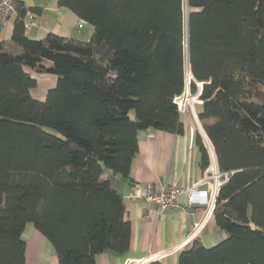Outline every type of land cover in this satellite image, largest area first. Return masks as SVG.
<instances>
[{
	"label": "trees",
	"instance_id": "obj_1",
	"mask_svg": "<svg viewBox=\"0 0 264 264\" xmlns=\"http://www.w3.org/2000/svg\"><path fill=\"white\" fill-rule=\"evenodd\" d=\"M57 4L93 27L88 40L29 37L27 12L40 8L24 0L0 39V264L25 263L27 223L59 264L127 251L131 224L112 181L130 176L140 130H182L175 98L199 83L198 118L227 173L211 216L225 238L206 247L196 237L177 264H264V0ZM26 67L57 77L43 101Z\"/></svg>",
	"mask_w": 264,
	"mask_h": 264
},
{
	"label": "crops",
	"instance_id": "obj_2",
	"mask_svg": "<svg viewBox=\"0 0 264 264\" xmlns=\"http://www.w3.org/2000/svg\"><path fill=\"white\" fill-rule=\"evenodd\" d=\"M24 2L26 6L40 8V11L34 12L33 25L25 32L26 35L32 33L33 38L39 39L47 32H53L64 37L88 40L93 32L89 23L68 8L59 6L57 0ZM13 19L14 16L4 25L0 39L11 36ZM80 23L82 26H79ZM25 70L37 82L30 94L43 101L47 91L55 86L57 77L51 73H37L27 67ZM200 87L198 85L196 93L189 92L187 96L183 91L175 98L179 104L180 132L147 129L137 133L138 152L132 160L130 176L125 178L116 175L112 181L122 195L125 216L131 224L130 245L123 253L111 250L99 252L96 264H124L127 258L138 259L167 251L185 240L193 226L204 216V206H188L185 192L179 195L176 206L160 212L155 203H147L143 198L148 184L154 189L172 184L187 188L201 178L204 170L200 165V148L196 136L199 134L203 139L206 133L198 118L202 110V101L198 98ZM211 216L197 235L206 247L225 238V232L215 226ZM22 238L25 241L24 264H59L54 246L32 223L26 224ZM179 252H167L157 260L163 264H177Z\"/></svg>",
	"mask_w": 264,
	"mask_h": 264
},
{
	"label": "built area",
	"instance_id": "obj_3",
	"mask_svg": "<svg viewBox=\"0 0 264 264\" xmlns=\"http://www.w3.org/2000/svg\"><path fill=\"white\" fill-rule=\"evenodd\" d=\"M14 11V0H0V32L2 31L6 22L14 14ZM34 17V12H27V18L24 23L25 31H27L33 25ZM79 26H82V24L80 23ZM203 142L208 150L210 163L204 169L201 178L196 184L187 188L172 184L169 186H162L159 189H154L151 184H148L145 187L143 198L147 203H155L157 205L158 212H160L168 207L176 206L179 195L185 192L187 195L188 206H204V216L197 224L193 226L189 236L177 246H174L167 251L160 252L159 254L149 255L138 259L127 258L124 264H148L152 260H157L167 252L175 250L181 251L184 249V247H186L187 244H189V242L197 237L203 225L210 218L214 208L215 197L218 188L222 183L223 176H226L227 173H220L218 171L213 148L206 135H203Z\"/></svg>",
	"mask_w": 264,
	"mask_h": 264
},
{
	"label": "rangeland",
	"instance_id": "obj_4",
	"mask_svg": "<svg viewBox=\"0 0 264 264\" xmlns=\"http://www.w3.org/2000/svg\"><path fill=\"white\" fill-rule=\"evenodd\" d=\"M12 17H13V16H12ZM79 30H82V29H79ZM83 30L85 31L86 28H84ZM28 35H29V37H31V38L34 37V34H32V33H29ZM198 85L201 86L200 83H199ZM188 90H189V87H188V85H186V87H185V89H184V95H185V94H187V96L189 95V92H190V91H188ZM182 93H183V92H182ZM178 105H179V104H178Z\"/></svg>",
	"mask_w": 264,
	"mask_h": 264
}]
</instances>
